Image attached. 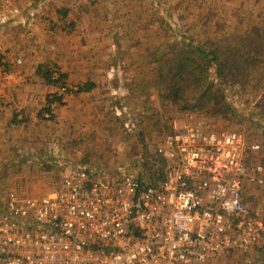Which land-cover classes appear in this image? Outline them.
<instances>
[{"label": "rangeland", "instance_id": "374dc122", "mask_svg": "<svg viewBox=\"0 0 264 264\" xmlns=\"http://www.w3.org/2000/svg\"><path fill=\"white\" fill-rule=\"evenodd\" d=\"M12 3L0 0L6 29L0 31V87L5 73L31 77L39 65L65 73L66 80L63 87L45 83L47 90L29 103L24 95L0 93V202L11 192H50L65 164L158 181L163 164L152 157L154 145L163 130L187 121L240 132L260 145L257 162L264 165V40L256 41L263 66L251 82H222L226 94L205 110L183 108L190 95L165 98L152 82L155 59L180 44L181 35L203 46L246 30L264 35V0H48L36 15L22 14L10 24ZM86 81L94 83L90 92L65 90ZM208 81H219L213 68ZM52 95L61 96L59 102L49 103ZM155 167L160 170L151 179ZM246 194L249 208H256L258 188L249 185ZM263 256L264 245L201 264H255Z\"/></svg>", "mask_w": 264, "mask_h": 264}, {"label": "built area", "instance_id": "2783aa9c", "mask_svg": "<svg viewBox=\"0 0 264 264\" xmlns=\"http://www.w3.org/2000/svg\"><path fill=\"white\" fill-rule=\"evenodd\" d=\"M154 151L158 181L65 164L50 192L9 193L0 202V264H201L264 245L258 143L187 121L163 130ZM249 185L262 194L253 209Z\"/></svg>", "mask_w": 264, "mask_h": 264}, {"label": "trees", "instance_id": "16d2710c", "mask_svg": "<svg viewBox=\"0 0 264 264\" xmlns=\"http://www.w3.org/2000/svg\"><path fill=\"white\" fill-rule=\"evenodd\" d=\"M66 11V7L58 10L62 16H65ZM181 38L180 44H172L161 57L155 59V61L159 59V63L153 69L152 82L160 92H164L165 98L173 96L175 100L190 95V99L183 103V108L205 110L208 104L215 105L216 98L226 94V92L222 94L224 91L222 82L230 80L246 85L252 80V72L259 71L263 66L262 58L256 51V41L264 40V35L257 29L246 30L231 40H221L204 46L192 35H181ZM211 68L219 78L216 83L208 81V72ZM37 74L44 82L55 87L65 85V73L52 67L39 65ZM93 87L92 81H86L77 85L75 89L66 87L65 90L77 94L90 92ZM52 96L49 103L59 102L61 96ZM226 97L229 100L230 94L228 93ZM44 110L49 111L50 105ZM152 157L162 164L156 153H153ZM159 170V167H155L149 177L155 179ZM139 178L142 180L141 174Z\"/></svg>", "mask_w": 264, "mask_h": 264}, {"label": "crops", "instance_id": "0c3cea01", "mask_svg": "<svg viewBox=\"0 0 264 264\" xmlns=\"http://www.w3.org/2000/svg\"><path fill=\"white\" fill-rule=\"evenodd\" d=\"M48 0H13L12 5V13L11 11L7 13L6 18H9L12 16L15 17L9 23L16 22L19 18H21L22 14L29 13L31 15H36L39 11L38 9L42 8L43 6H46ZM22 2H25L24 5H21ZM5 18H3L4 20ZM0 20V31L2 28L5 29V24L1 22ZM6 23L7 25L9 24ZM15 27V26H14ZM11 73V72H9ZM3 80L4 83H2V86L0 87V93H2L4 96H8L9 94H15V96H25L23 101L29 103L30 101L34 100L36 96H39L38 94L41 92L42 87H47L48 84H45L46 82H42V78L37 74L33 73L31 77H28V75H14V74H7L5 73ZM31 80L32 84L30 82H27ZM40 81L42 83H40ZM36 83V84H35ZM45 89V88H44ZM43 89V90H44ZM47 90V89H45ZM46 92V91H44ZM41 95V93H40ZM23 96V97H24ZM26 106V104H24ZM28 109H30V105H27ZM35 107V104H34ZM33 107V108H34Z\"/></svg>", "mask_w": 264, "mask_h": 264}]
</instances>
